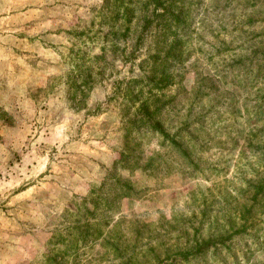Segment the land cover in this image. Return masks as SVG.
Returning <instances> with one entry per match:
<instances>
[{
    "label": "rangeland",
    "instance_id": "1",
    "mask_svg": "<svg viewBox=\"0 0 264 264\" xmlns=\"http://www.w3.org/2000/svg\"><path fill=\"white\" fill-rule=\"evenodd\" d=\"M0 264H264V0H0Z\"/></svg>",
    "mask_w": 264,
    "mask_h": 264
},
{
    "label": "trees",
    "instance_id": "2",
    "mask_svg": "<svg viewBox=\"0 0 264 264\" xmlns=\"http://www.w3.org/2000/svg\"><path fill=\"white\" fill-rule=\"evenodd\" d=\"M145 109H148V107H145ZM158 127V126H157ZM157 127H156V129H157ZM161 132H163V131H161ZM171 141H173V142H175L176 143V139H171Z\"/></svg>",
    "mask_w": 264,
    "mask_h": 264
}]
</instances>
